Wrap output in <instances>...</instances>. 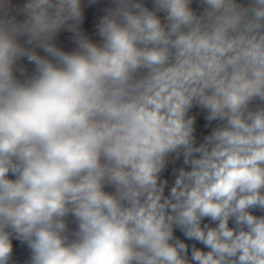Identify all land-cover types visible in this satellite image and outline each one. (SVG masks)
Segmentation results:
<instances>
[{
    "label": "clouds",
    "instance_id": "1",
    "mask_svg": "<svg viewBox=\"0 0 264 264\" xmlns=\"http://www.w3.org/2000/svg\"><path fill=\"white\" fill-rule=\"evenodd\" d=\"M0 264H264V0H0Z\"/></svg>",
    "mask_w": 264,
    "mask_h": 264
}]
</instances>
